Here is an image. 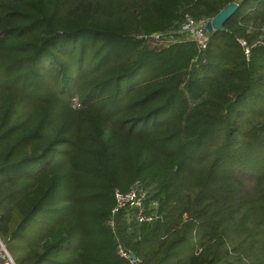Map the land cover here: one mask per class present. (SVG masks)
Segmentation results:
<instances>
[{"label": "trees", "instance_id": "trees-1", "mask_svg": "<svg viewBox=\"0 0 264 264\" xmlns=\"http://www.w3.org/2000/svg\"><path fill=\"white\" fill-rule=\"evenodd\" d=\"M51 2L0 0V239L14 237L49 199L57 219L28 243L19 264H40L55 249L70 250L60 264H128L118 244L141 264H171V256L172 264H212L222 224L198 235L205 211L189 200L158 201L145 187L158 219L138 223L131 209L112 213L115 189L143 185L137 175L123 187L112 178L131 175L132 160L140 165L148 151L164 155L168 168L201 150V179L214 174L217 152L222 166L264 138L254 123L264 121L262 112L239 120L246 94L264 85V0ZM231 3L237 9L223 30L205 34L204 48L181 30L185 13L206 22ZM172 113V125L149 130L163 122L158 115ZM245 167L236 172L234 209L251 196L264 212L259 177ZM187 234L190 250L182 247ZM180 248L186 257L175 254ZM234 253V264L247 257Z\"/></svg>", "mask_w": 264, "mask_h": 264}, {"label": "rangeland", "instance_id": "rangeland-1", "mask_svg": "<svg viewBox=\"0 0 264 264\" xmlns=\"http://www.w3.org/2000/svg\"><path fill=\"white\" fill-rule=\"evenodd\" d=\"M47 1L49 7L54 6L51 0ZM240 10L243 12L242 8L239 9V11ZM148 17L149 16L142 21L145 22ZM150 28L151 26L148 27V29ZM240 41L241 44L244 42L245 45V41ZM260 63L262 67H264V57ZM136 77L137 76H134V78ZM239 106L245 108V113L239 118L242 122H249L252 116L256 115L255 112H262L264 116V85L259 86L257 90L249 91L244 97L243 104ZM164 116V114H160L155 118L157 121H163L157 126L149 123V130H158L163 126L172 125L174 123L175 119L173 113ZM254 123L256 125L260 124L259 128L263 127L264 129V121L261 119L258 118L254 120ZM213 141H215V143L217 142L215 139ZM66 148V145H62L59 149L62 150ZM143 156H146V154L142 153L140 155V157ZM215 157L217 158L215 160V169L213 170L214 174L208 173L201 179H197V177L203 174V169L201 167L196 168L197 162L200 164L203 158V151L198 150L195 152L192 150L188 154H183L180 158L181 163L177 167L174 165L175 163L171 164L168 161V168L165 166L166 159L164 155L158 152L150 154L148 151L147 157H143L145 161L141 159L140 165H135L134 160H132L131 175L123 176L120 172H117L112 178V183H116L123 187L124 183H129L130 177L132 178L137 175L138 180L149 193L151 192V195H153V193L155 194V192L158 193L157 197L153 199L159 201L160 196L165 195L167 199L189 200L194 205H198L199 209L206 212V215L202 217L201 221L203 229H196L195 233L200 235L202 230H204V232L207 231L213 224L216 225V227H218L217 224H222L224 231L222 237L223 241L216 247L218 251L216 252L212 264H234L236 259H239L234 252L247 256H242L240 264H255L254 261H252V256L255 257V255H257L264 257V212L260 209L258 203H249L251 196L247 198V201L242 203L240 206V208L242 207L241 209H234L235 205H237V190H239V187L236 185V172L246 164L250 168L248 169L245 167L244 173H248L249 176H258L260 184L259 189L264 191V138L259 141L254 140V144L250 145L243 152L239 150V152L232 153L229 160L223 163L222 166H220L219 163L218 152ZM171 174H173V177L170 180L169 176ZM2 175H0V179ZM145 175H148L155 182L151 183ZM239 175L242 176L244 174L240 172ZM223 200H227L230 203L225 205ZM260 201H264V197H262ZM49 202V199H47L46 202L40 205V208L38 207L39 210L37 209V212L35 211L34 214L30 216L27 215L14 237L1 236L6 245L5 247H7L6 249H8L13 261L15 260L17 264H19L20 257L25 254L28 243L32 239L35 240V238L43 234L47 226H49L54 219H57L55 213L53 214V211L50 212ZM221 204L224 206L222 210L223 216H221ZM3 208V205L0 204V210ZM189 234H187L186 238L182 241V243H184L182 247H185L187 250H190L193 246ZM224 245L226 246L223 247ZM231 247H234V251H231L232 253L230 250H228L226 254H224L225 252L223 253L224 249L226 250V248ZM181 251L182 248L178 249L175 254L178 253L181 258L186 257L187 255L181 254ZM48 255L52 257L51 254ZM176 258V256H171L169 259L167 258L166 262H169L171 259L172 264ZM255 262L257 264H264L262 261L259 262L256 260ZM40 264H52V260L51 258L47 261L43 260Z\"/></svg>", "mask_w": 264, "mask_h": 264}, {"label": "built area", "instance_id": "built-area-1", "mask_svg": "<svg viewBox=\"0 0 264 264\" xmlns=\"http://www.w3.org/2000/svg\"><path fill=\"white\" fill-rule=\"evenodd\" d=\"M205 24V21L196 22L188 13L183 15L181 23V30L193 36L201 48L205 47L207 41L206 35L202 34L198 26ZM244 45V42H242ZM248 55V49L245 50ZM148 194L143 185L135 182L130 185L127 190L115 189L114 201L115 204L112 208V213H116L122 209L133 210L134 219L138 223H151L157 218L156 207L157 201L154 200L150 203ZM117 254L126 259L129 264H141L138 257L133 256L132 253L125 250L121 244L117 245ZM0 264H15L2 240L0 239Z\"/></svg>", "mask_w": 264, "mask_h": 264}, {"label": "water", "instance_id": "water-1", "mask_svg": "<svg viewBox=\"0 0 264 264\" xmlns=\"http://www.w3.org/2000/svg\"><path fill=\"white\" fill-rule=\"evenodd\" d=\"M237 7L236 3L226 5L213 18L206 21L205 24L198 26V29L202 34H206L212 30H223L225 21L233 14Z\"/></svg>", "mask_w": 264, "mask_h": 264}, {"label": "crops", "instance_id": "crops-1", "mask_svg": "<svg viewBox=\"0 0 264 264\" xmlns=\"http://www.w3.org/2000/svg\"><path fill=\"white\" fill-rule=\"evenodd\" d=\"M69 249H70V247H69ZM69 253H70V250H69ZM69 253H67V251L66 252H60L59 249L52 250V252H51L52 257H50L51 260H52V264H60V263H62L64 260H66V257L69 256ZM133 255L136 256L135 254H133ZM138 258L141 261V258L140 257H138ZM84 264H90V262L89 261L87 263L84 262Z\"/></svg>", "mask_w": 264, "mask_h": 264}]
</instances>
